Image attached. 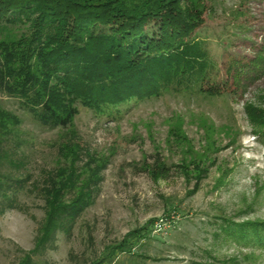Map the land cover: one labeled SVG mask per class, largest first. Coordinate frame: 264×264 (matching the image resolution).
<instances>
[{"label": "rangeland", "instance_id": "rangeland-1", "mask_svg": "<svg viewBox=\"0 0 264 264\" xmlns=\"http://www.w3.org/2000/svg\"><path fill=\"white\" fill-rule=\"evenodd\" d=\"M205 5L191 37L207 56L202 92L80 106L68 129L0 92V264H89L108 252L113 264H264L263 244L225 230L264 221V136L248 110L264 109V0ZM27 26L0 30V42ZM71 164L81 173L65 202L82 186L92 202L38 245L44 181ZM133 237L130 251L117 248Z\"/></svg>", "mask_w": 264, "mask_h": 264}, {"label": "trees", "instance_id": "trees-1", "mask_svg": "<svg viewBox=\"0 0 264 264\" xmlns=\"http://www.w3.org/2000/svg\"><path fill=\"white\" fill-rule=\"evenodd\" d=\"M205 1L0 0V30L28 24L19 40L0 42V92L19 98L40 123L65 129L80 106L99 112L168 90L202 92L207 56L191 37L204 23ZM248 110L264 136V109ZM80 173L71 164L44 181L47 217L38 245L69 229L91 204L85 186L65 202ZM225 230L239 241L264 245V221L233 223ZM134 238L117 248L130 251ZM115 253L89 264H113Z\"/></svg>", "mask_w": 264, "mask_h": 264}, {"label": "built area", "instance_id": "built-area-1", "mask_svg": "<svg viewBox=\"0 0 264 264\" xmlns=\"http://www.w3.org/2000/svg\"><path fill=\"white\" fill-rule=\"evenodd\" d=\"M156 224H157V222H156Z\"/></svg>", "mask_w": 264, "mask_h": 264}]
</instances>
